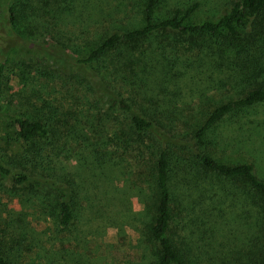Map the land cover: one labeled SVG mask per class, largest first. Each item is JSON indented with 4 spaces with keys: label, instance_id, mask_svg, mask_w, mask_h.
<instances>
[{
    "label": "trees",
    "instance_id": "trees-1",
    "mask_svg": "<svg viewBox=\"0 0 264 264\" xmlns=\"http://www.w3.org/2000/svg\"><path fill=\"white\" fill-rule=\"evenodd\" d=\"M209 3L215 16L194 20ZM71 13L92 29L73 57L81 36L58 27ZM7 14L52 64L21 79L0 172L58 241L121 177L141 205L140 264H264V170L235 148L264 154V0H11ZM179 81L203 89L186 103ZM12 222L0 264H20L19 246L24 264H55Z\"/></svg>",
    "mask_w": 264,
    "mask_h": 264
},
{
    "label": "rangeland",
    "instance_id": "rangeland-1",
    "mask_svg": "<svg viewBox=\"0 0 264 264\" xmlns=\"http://www.w3.org/2000/svg\"><path fill=\"white\" fill-rule=\"evenodd\" d=\"M110 2L114 5L119 4L121 0ZM10 3L11 0H0V164H4L5 158L15 153L17 148L8 140V136H12L13 131L10 118L18 114L19 101L27 90L22 87L21 79L23 80L29 71L33 74V68L39 63L52 64L50 55L39 50V35L36 32L33 34L19 32L18 28L11 25L7 14ZM210 3L200 7L194 20L215 16L213 14L216 13L210 11V7H213ZM75 16L72 13L65 15L63 25H58L69 36L71 34L81 36L79 39L69 41V49L64 50L71 57L76 55L72 51L75 49V46L71 47L72 44H77V48L82 49L88 47L86 44L89 42L88 36L80 35L78 31L90 33L92 30L87 21ZM132 16L133 13L130 12L129 18ZM114 20L120 22L128 19H121L119 14ZM35 21L41 20L23 19L21 25L28 26L35 24ZM84 52L85 50L80 54ZM198 89H203L200 82L179 81V91L186 103L193 101L194 96L188 95L197 94ZM237 143L239 146L235 148L238 155L264 170V154L254 152L248 154L243 146L244 141L240 139ZM104 186L99 184L101 192L98 190L94 192L96 194L92 198L90 197L93 210L89 208L81 214L73 226L63 232L61 241H58L57 237L61 234L55 233L50 220L41 217L36 206L32 205L35 204L33 201L32 204L25 201L28 195H21L22 193L19 196L15 195L7 178L0 172V229L5 231L7 224L20 220L34 228H29L30 232L26 233V239L34 246L30 254L35 248L38 249L41 257L46 258L41 260L45 263L49 260L55 264H140L144 244L138 238L136 218L141 205L135 195L132 196L128 192L123 195L125 186L121 177L111 181L108 190L102 192ZM229 224L231 231L228 233L235 232L234 227L239 228L237 221L230 220ZM9 231L10 229L6 230ZM3 244L0 246L7 249L8 245ZM20 253L22 255L19 257ZM17 258L22 260L20 264H24L26 255L22 246H19Z\"/></svg>",
    "mask_w": 264,
    "mask_h": 264
}]
</instances>
